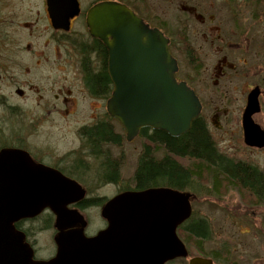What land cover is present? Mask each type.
Returning a JSON list of instances; mask_svg holds the SVG:
<instances>
[{"label": "flooded vegetation", "instance_id": "flooded-vegetation-1", "mask_svg": "<svg viewBox=\"0 0 264 264\" xmlns=\"http://www.w3.org/2000/svg\"><path fill=\"white\" fill-rule=\"evenodd\" d=\"M76 1L79 9L78 14L70 19L69 29L65 31L56 29L53 26L47 0H40L41 8H39L38 5L39 0H27L28 3L31 2V7L28 4L27 14H25V16L19 13L21 10L20 7L24 5V0H0V111L1 113L2 111L9 113L16 112V115L20 117L24 110L29 111L33 123L30 121L27 127L24 128L29 130V128L33 127L35 123L42 121V119L48 122L46 120L54 116V113L58 111L57 107H60L59 111L63 112L64 116L62 115V117L73 115L79 104L78 100L76 101L70 98L75 94L77 98L85 101L87 109H90L91 106L96 109L95 116L93 115L88 121H84L76 127L75 137L77 139L73 141V143L76 141V145L74 147L71 146L67 151L59 153L56 151L55 147H50V145H48L49 143H45V146L36 147L31 143L33 142L31 138V142L29 141L25 135L27 132L23 129L22 134L20 133L16 142L7 143L5 142L6 138H3L1 142L5 143H0V150L3 148L21 150L27 153L36 164L56 170L64 176L75 180L84 188L85 192L86 189L91 186H94L95 189H99V145L94 146L92 144V138L87 132L83 131V129L99 126V113L97 112L99 107H95V104L97 105V103L99 104L100 102V106L104 105L103 107L106 110V102L111 93L112 84L105 68V73L108 78V84L105 89L106 92L99 95V91H94L91 86V78L98 77L99 73L102 72L103 63L105 62L106 64L107 62V53L102 43L91 37L88 32L85 22L87 11L97 3L115 2L128 7L151 29L160 31L168 40L170 53L177 62L178 69L175 74L176 81L185 83L196 95L197 92L191 87L188 79L180 76L178 55L183 58L186 57L189 61L192 59L194 62H199L200 67L196 72L199 73L200 69H203V62L199 54L193 48L196 42L195 38H193V34L203 29L206 31L208 30L214 33V39H211V41H214L213 56L219 55V59L216 63V72H213L212 75L221 79V77H225V75L226 77L230 76V73L233 75L239 73L244 80L243 98L239 105V118L235 120L228 119L226 122L229 123L228 125L233 123L236 124L235 132L240 136V141L245 150V157L242 156L239 158L234 155L230 156V154L223 152L212 139L205 120L201 115L197 119H200L206 126L210 135V140L217 149L216 155L225 159L229 165L235 167L240 166L239 170L247 177L248 181L245 179V181H241L239 185H234L231 181L229 183L227 182V185L222 187H224L225 195L228 197L227 201L230 204L229 206L231 208L233 207L232 214L234 215L239 212L242 214L241 218L245 224H255L254 227L256 230L254 234L257 239H262L264 227L261 225L257 226L256 223L261 222L263 214L260 215L259 209L264 208V147L259 148L245 143L243 118L247 112L249 96L255 93L257 110L249 116V120L258 128L259 132L264 133V32H262L264 28L261 24L264 18V9L258 11L260 10L259 6L263 3V0H222L231 12L229 18L231 23L229 38L227 37V39L219 34L215 35L218 28L215 23L213 25L212 22L215 20L210 14L215 0H162L164 4L161 3V6L154 4L156 0ZM248 5H250L249 9H251L249 13V17H251L250 20L255 22L251 25L250 31L248 30L249 24H247V17L245 18L246 15L244 14ZM173 9L175 14H173ZM253 27H255V29H253ZM23 30H27L31 34L28 36L29 40L22 41L16 39ZM40 33L47 34V38L42 41V45L45 49L44 52L39 51V40H37V38L40 36ZM57 40H60L64 44V50H62L64 52V59L59 61L60 67L58 68L56 66ZM49 46L50 49L46 51V48ZM236 52H238V56L234 55ZM232 54L242 65L241 67L238 68L230 61ZM20 55L24 56L26 60L24 61V58L22 59ZM251 57L256 58V63L252 62ZM64 68L65 72L61 73V76L57 78L56 69L63 70ZM67 76L70 77V79ZM192 79L196 78L192 77ZM58 80H68V82H70L68 85L64 83L59 84L57 87ZM26 94L33 100H27L26 102L28 103L25 104V102L23 104L21 101L25 99ZM197 97L201 104L202 114L204 106L198 95ZM12 98H14L16 102L13 101ZM225 98L226 95L223 100H225ZM68 110L69 112H67ZM220 112L225 114L226 111L224 108L215 109V114L217 115H214V118L216 119L215 126L217 130L220 129L219 121L221 114H218ZM114 130L117 132L116 128H114ZM144 130L145 137H142L143 130L140 131L138 136V138L143 140L142 153L145 145L151 146V149L154 147L146 140L149 139L154 132L159 131L165 133L150 128ZM160 149L161 148L156 152L158 153ZM156 152L153 153L154 158ZM162 153V157L160 159L156 157V160L162 161L167 156L164 151ZM110 155L113 156L111 153ZM110 155H108L109 159H104V161L112 163ZM141 155L142 154L139 155L137 162ZM150 155L151 153L149 152V156ZM48 159L50 162L47 163L46 160ZM249 177L252 182H249ZM89 180L94 181V183H92V185L87 184ZM253 180L256 181V187L255 185L251 186ZM101 182H104V185H116L119 183V180L116 182H109L105 179H101ZM196 182L197 181L192 180L189 185L194 186ZM260 184L262 187H259ZM217 187L218 185L214 184L212 181L209 193L215 197H222L220 195L221 187L220 189H217ZM154 188L158 187L139 189L136 185L130 184L128 188L121 191L119 190L114 196L125 192H141ZM173 190L189 193L191 195L189 202L192 213L194 195L191 191H193L194 188L192 190ZM83 202H89V198H85L81 202L69 206V208L78 210L83 216L81 212L97 206L95 203L93 205H88L86 208H81ZM102 206L103 205H101V207ZM129 213L130 210H127L125 214H123V222L126 221L131 225L140 224L137 216H130ZM191 217L190 214L187 220L191 219ZM83 218L85 221L84 236L86 238L95 237L99 231L105 229L107 226V222L101 217L104 221V227L101 230L96 229L92 235H88L86 234L87 231L85 233V230L88 227L89 221L84 216ZM191 220H193V218ZM200 220L202 219H198L197 221ZM39 224L42 226H38ZM54 224L55 217L48 210H45L34 218L21 219L14 223L15 229L24 236L25 243L30 247L33 261H45L55 257L56 244L54 238L57 231ZM48 228L51 229L49 232L53 243L51 255L47 258H41L39 255L37 256L39 249L37 248L38 242L36 233ZM72 229H74V227L65 229V232ZM246 234H248V232L245 233V235Z\"/></svg>", "mask_w": 264, "mask_h": 264}, {"label": "water", "instance_id": "water-1", "mask_svg": "<svg viewBox=\"0 0 264 264\" xmlns=\"http://www.w3.org/2000/svg\"><path fill=\"white\" fill-rule=\"evenodd\" d=\"M47 4L53 26L67 31L70 19L78 14L77 1L47 0ZM85 22L90 36L106 50L112 84L106 113L120 123L126 140L132 141L145 128L172 138L187 133L199 117L201 104L192 89L176 81L177 62L163 34L115 2L93 5ZM256 110L254 93L243 118L245 143L260 148L264 133L249 120ZM84 196V189L74 180L36 164L27 153L0 150V264H166L187 257L176 230L190 215L189 193L157 188L120 194L102 207L107 226L93 238L83 234L82 215L68 209ZM45 209L55 217L56 255L35 262L13 223L34 218ZM127 210L140 224L123 222ZM188 264L214 263L192 257Z\"/></svg>", "mask_w": 264, "mask_h": 264}, {"label": "rangeland", "instance_id": "rangeland-1", "mask_svg": "<svg viewBox=\"0 0 264 264\" xmlns=\"http://www.w3.org/2000/svg\"><path fill=\"white\" fill-rule=\"evenodd\" d=\"M32 1V0H29ZM157 6H161L162 0L154 1ZM31 2H27L24 0V5L21 6V10L19 13L27 14V6L28 4L31 7ZM39 8H41V2L39 0ZM84 6V5H83ZM248 8L245 10L244 14L247 17V24H249V29L251 30V25L255 22L250 20L249 17L250 5L247 6ZM260 10L264 9V0L263 3L259 6ZM19 8V7H18ZM173 9V14L174 13ZM210 14L214 17V23L217 25L218 31L216 30L215 35L219 34L222 37L229 38V29H230V15L231 12L226 6V4L222 0H215V4L213 5ZM197 22V21H194ZM198 23V22H197ZM262 27L264 28V18L261 22ZM261 27V28H262ZM262 28V29H263ZM79 29V28H78ZM255 29V27H253ZM264 32V29L262 30ZM31 35L27 30H23L18 35L17 40H29L28 36ZM193 38H195L194 50L199 54L202 60L203 69H200L199 73H196L191 68V62L186 57H179V66H180V76L186 77L191 85L197 92V95L201 99L203 103V111L201 117L205 120V123L210 131L212 139L216 143V145L223 151L228 154L237 156V157H245L244 153L245 150L243 145L240 141V136L236 133V124L233 123L228 125L226 121L235 120L239 118V109H240V101L243 98V78L239 73L236 75L231 74L230 76L225 75V77H221L218 79L216 76H213V72H216V63L219 59V55L213 56L214 51V33L206 31L203 29L202 31H196L193 34ZM47 38L46 33H40V36L37 38L39 40V51L44 52V46L42 45V41ZM217 39V36H216ZM56 44V43H55ZM197 44V45H196ZM64 44L60 40H57L56 44V66L57 68L60 67L59 61L64 59ZM50 49V46L46 48V51ZM24 56H28L26 54H22ZM24 61L26 58L24 56ZM234 55L238 56V52ZM233 54L231 55L230 61L234 63L238 68L242 65L238 62ZM250 55V54H249ZM60 57V58H59ZM19 58V55H18ZM59 58V59H58ZM20 59V58H19ZM252 62L256 63V58H252ZM67 66V65H66ZM67 68V67H65ZM65 68L63 70L56 69V75L61 76V73L65 72ZM237 68V71H238ZM201 74V76H200ZM68 77V76H67ZM192 77L196 79H192ZM70 79V77H68ZM70 82V81H69ZM68 80H58L57 87L59 84H66L68 85ZM31 94V93H30ZM225 100L223 98L225 97ZM223 97V98H221ZM70 98L78 100L79 104L76 111L73 115L68 117L64 116L63 112H60V107H57L58 111L54 113V116L49 117L45 122L40 121L39 123H35V125L29 130L24 129L27 127L29 122L31 121V113L27 110H24L22 116L16 115V112H3L0 111V143L3 144L5 142L11 143L16 142L20 133L22 134V129L26 130L27 138L30 141V138L34 144V146H45V143H49L50 147H55L56 151L59 153L67 151L71 146L74 147L76 145L73 143L74 140L77 138L75 137V129L84 121H88L92 116L96 114L95 108L91 106L90 109L86 108L85 101L77 98L74 94ZM61 99V98H60ZM13 101L16 102L14 98ZM27 100H33L32 98L26 97L21 103H25ZM26 102L25 104H27ZM98 106L99 110V120L108 121L106 119V110L103 106H100L97 103L95 107ZM225 109V114L222 112L218 113L221 114L220 117V129L217 130L215 126V109ZM72 109V108H71ZM79 109V110H78ZM78 110V111H77ZM69 112V110L67 111ZM40 114V113H39ZM3 119V120H2ZM32 122V121H31ZM33 123V122H32ZM113 125L117 130V133L123 135V142L121 147H112L108 146L110 153L122 160V168H121V175L119 179V183L116 185H104V182H101L99 178V189H95L94 186L86 189V198H94V199H102L101 204L84 210L81 212L85 218L89 221L88 227L85 230V233L88 235H92L94 231L97 229L101 230L104 227V221L100 216V207L105 200L111 199L119 190H124L129 187L131 183V179L134 175L136 162L140 154H142V143L143 140L140 138H135L131 142H127L125 140V133L120 128V126L113 121ZM6 138L5 142L2 139ZM0 144V146H1ZM146 144V143H145ZM156 150L153 151V153ZM163 151L155 153V158L157 157L160 159L163 155ZM55 155V154H54ZM121 157V158H120ZM46 162H50V160H46ZM87 181V180H86ZM94 181L89 180L87 184L92 185ZM199 183V184H198ZM224 189V187L222 188ZM220 191V195L222 197H215L209 193L210 185L205 184L201 181H197L194 183V190L191 193L194 195V200L192 202V213L191 219L194 220L204 219L209 228V239L208 241L204 242V250L205 252L211 253L212 255L216 252L218 253L219 259L223 258L225 255V250H228V258L229 261L234 264H264V235H262V239H257L256 235L254 234L255 224L250 225L245 224L241 218V213L232 214V209L229 205L228 197L225 195V190ZM230 197V196H229ZM233 201V200H232ZM239 210V209H238ZM260 215L263 214L261 222L256 223L257 226L261 225L264 227V208L259 209ZM44 212V211H43ZM191 219L187 220L188 222ZM39 224L38 226H40ZM42 226V225H41ZM51 228V227H50ZM49 230L45 229L43 231H38L36 233V238L38 242V253L41 258H47L51 255L52 250V239L50 236ZM93 231V232H92ZM264 231V229H263ZM245 235V233H247ZM187 247V246H186ZM190 248L187 247L188 254L190 253ZM197 256V255H194ZM226 257V256H225ZM224 259V258H223ZM179 261H186L183 259H179ZM183 263V262H182ZM171 264V263H170ZM174 264H180V262H176Z\"/></svg>", "mask_w": 264, "mask_h": 264}, {"label": "trees", "instance_id": "trees-1", "mask_svg": "<svg viewBox=\"0 0 264 264\" xmlns=\"http://www.w3.org/2000/svg\"><path fill=\"white\" fill-rule=\"evenodd\" d=\"M190 62L192 63L191 68L197 72L200 67L199 62H194L192 59ZM105 66L104 62L99 76L91 78V86L94 91H99V95L106 92L105 89L108 84ZM105 116L108 121L99 120V126L83 129V131L87 132L92 138L94 146L99 145V178L116 182L120 178L122 158L111 156L107 147H121L124 139L122 134L115 132L114 120L107 115ZM142 137H145V130L142 131ZM146 140L155 148L151 149V146L145 145L144 151L136 164L131 183L139 189L167 187L178 190H192L194 186L189 185L192 180L201 181L208 185L212 184L213 181L214 184L218 185L217 189H220V187L222 189V186L227 185V182L232 181V184L239 185L241 181L247 180V177L239 170L240 166L229 165L225 159L216 155L217 149L210 140L206 126L200 119H196L192 123L191 129L179 138H172L165 133L156 131ZM159 148L167 155L162 161L156 160L153 154V151H157ZM149 152L151 153L150 156ZM108 155H110L112 163L104 161V159H109ZM248 179L249 182H252L250 177ZM255 183L256 181L253 180L251 186H254ZM99 185L101 184L99 183ZM260 186L262 187L261 184ZM101 201L102 199H89V202H83L81 208H86L88 205L95 203L100 205ZM177 234L184 244L191 249L189 256L207 257L216 264H234L229 261L228 250H225L224 259H219L217 252L213 255L211 253L206 254L204 242L208 241L210 233L205 220L197 221L193 219L190 222L187 221L179 227ZM176 262L187 264L186 261L179 260L170 263L174 264Z\"/></svg>", "mask_w": 264, "mask_h": 264}]
</instances>
